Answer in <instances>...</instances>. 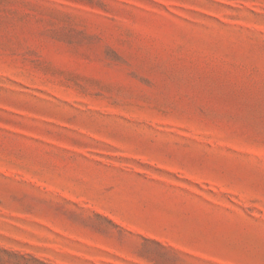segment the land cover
Here are the masks:
<instances>
[{
  "label": "rangeland",
  "instance_id": "374dc122",
  "mask_svg": "<svg viewBox=\"0 0 264 264\" xmlns=\"http://www.w3.org/2000/svg\"><path fill=\"white\" fill-rule=\"evenodd\" d=\"M0 264H264V0H0Z\"/></svg>",
  "mask_w": 264,
  "mask_h": 264
}]
</instances>
